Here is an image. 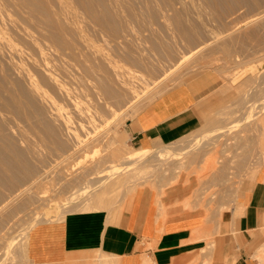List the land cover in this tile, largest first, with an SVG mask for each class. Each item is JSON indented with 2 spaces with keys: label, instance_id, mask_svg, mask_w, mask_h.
Masks as SVG:
<instances>
[{
  "label": "rangeland",
  "instance_id": "1",
  "mask_svg": "<svg viewBox=\"0 0 264 264\" xmlns=\"http://www.w3.org/2000/svg\"><path fill=\"white\" fill-rule=\"evenodd\" d=\"M200 75V129L135 156L130 124ZM263 160L264 0H0V264H30L40 222L111 226L140 186L191 185L184 209L220 232Z\"/></svg>",
  "mask_w": 264,
  "mask_h": 264
},
{
  "label": "crops",
  "instance_id": "2",
  "mask_svg": "<svg viewBox=\"0 0 264 264\" xmlns=\"http://www.w3.org/2000/svg\"><path fill=\"white\" fill-rule=\"evenodd\" d=\"M214 88L216 80L200 75L165 91L130 124L135 144L155 149L196 132ZM240 190L243 213L220 232L212 228L213 217L184 209L191 185L178 183L162 196L140 186L107 228L99 216L87 214L40 222L28 234L26 256L30 264H255L256 231L264 218V160L254 181Z\"/></svg>",
  "mask_w": 264,
  "mask_h": 264
},
{
  "label": "bare ground",
  "instance_id": "3",
  "mask_svg": "<svg viewBox=\"0 0 264 264\" xmlns=\"http://www.w3.org/2000/svg\"><path fill=\"white\" fill-rule=\"evenodd\" d=\"M104 126H105V125H104ZM181 150H182V149H181ZM149 151H150V148H146V147L139 148V149L137 150L136 155H135V154H134V155H135V156H144V155L149 154L152 150H151L150 152H149ZM159 152H160L159 154H162V153H164V152H165V154L168 153V151L166 152L165 150H161V151H159ZM133 153H134V152H133ZM165 154H164V155H165ZM132 155H133V154H132ZM132 155H131V153H130L129 157L132 156ZM164 155H163V156H164ZM124 157H125V156H124ZM126 157H127V156H126ZM121 158H122V157H121ZM130 158H132V157H130ZM120 160H121V159H120ZM120 160H118V162H119ZM112 161H113V162H112ZM112 161H111V162L113 163V166L117 168L118 165H119L118 163L115 162V161H117V160L113 159ZM122 161H123V160H122ZM28 186H30V185H28ZM25 189H26V188H25ZM27 189H28V188H27ZM23 190H24V189H23ZM22 192H23V191H22ZM19 193H20V192H19ZM69 197H70V196H69ZM71 197H72V196H71ZM71 197H70V198H71ZM53 209H54V208H53ZM49 210H50V209H49ZM54 210H55V209H54ZM42 216H43V215H42ZM46 217H47V216H46ZM39 220H40V219H39ZM34 224H35V223H34ZM34 224H33V225H34ZM31 225H32V224H31ZM31 228H32V226H31ZM22 235H23V233H22ZM258 257H259L260 259H262V260L264 259V248L260 250V252L258 253ZM259 264H262V263H259Z\"/></svg>",
  "mask_w": 264,
  "mask_h": 264
}]
</instances>
